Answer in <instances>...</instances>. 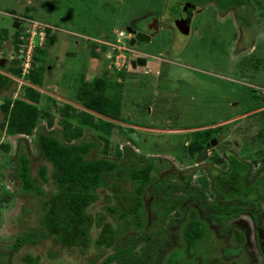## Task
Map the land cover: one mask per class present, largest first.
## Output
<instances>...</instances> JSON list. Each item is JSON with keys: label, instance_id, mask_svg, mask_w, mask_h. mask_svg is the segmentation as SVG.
<instances>
[{"label": "rangeland", "instance_id": "obj_1", "mask_svg": "<svg viewBox=\"0 0 264 264\" xmlns=\"http://www.w3.org/2000/svg\"><path fill=\"white\" fill-rule=\"evenodd\" d=\"M188 1L0 0V38L6 36L0 61L5 58L2 54L11 57L10 60L6 59L5 66L15 58L12 41L18 31L21 38L25 39L28 34L34 45L38 43L43 46L45 40L37 34L32 35L35 23L44 24L52 28L54 38L49 47L44 46L48 53L45 85L36 88L54 99L59 108L67 104L84 110L80 99L81 88L86 83L96 86L101 75L108 76L113 82L118 79L123 83L122 88L117 87L113 91L120 119L110 120L115 124L110 137L111 151L119 144L133 146L131 141L134 140L137 148H132L139 155L173 165L162 172L165 185L171 181L208 192L211 188L209 185L206 187L203 180L211 168L216 170L213 180L220 173H227L230 168L228 157L206 150L203 156L207 159L198 160L197 155L194 158L190 156L189 149L199 145L194 133L210 131L215 126L222 127L227 140L237 146L233 149V156L250 166L251 172L247 177L250 184L263 168L264 157V16L261 11L256 12L249 18L252 27H248L247 7L222 12L214 3L202 7L197 5L191 32L186 35L184 30L177 27L174 17ZM149 13L161 19L160 31L150 43L132 47L128 35L122 38L120 32L132 25L147 29L146 17ZM15 23H18V28H15ZM95 44L109 47L105 51L103 47L96 46L101 58L94 57ZM131 50L133 54L127 52ZM138 53L147 55L145 59L148 65L134 70L130 66V59L135 61ZM158 73L162 75L158 76ZM18 80L26 82L24 79ZM23 84L14 80L12 88L0 93V258L6 260L7 264H24L28 255H34V258L39 256L41 264H102L104 257H100V251L95 247L82 255L75 249L70 251L63 248L52 238L38 235L44 214L42 205L52 194L51 187L44 185L49 194L44 197L37 196L35 192L30 195L18 192L21 185L16 178V157L20 145L27 143L32 176L38 177L41 166L45 165L34 136H10L2 128L4 115L1 108L5 100L23 98ZM47 107L54 120L53 129L63 131L69 125L76 127V120L65 119L61 123L59 116L53 113L56 107L49 102ZM41 124L48 128V121L44 117ZM121 127L136 132L123 130L128 132L123 133ZM100 135L99 128L85 132V137H92L103 145ZM101 148L94 151L95 157H100ZM217 155L224 161L223 164H215L213 158ZM208 181H212V178H208ZM254 183L253 180L251 188L254 186V190H258L259 182ZM253 193L250 194L251 201L256 198V191ZM182 194V191H177L171 201L172 222L191 206L198 207L204 218L206 210L200 207V201L187 199L183 204ZM99 195L101 199L89 209L94 217L100 212L106 213L104 199L110 192L100 191ZM213 202L210 198L209 204ZM260 208L264 212V200H261ZM190 216L193 220L196 218L194 213ZM172 222L161 226L172 238L165 242V246L174 243L177 228ZM232 224L240 226L246 233V239L241 243L247 250L250 264H263L264 257L258 248L253 218L242 215L224 228L216 225L213 229L219 238L230 239L232 232H227L226 236L223 232L228 231ZM158 225L155 214L151 215L149 228ZM92 230L93 237H98L99 230ZM263 230L260 243L264 253ZM135 235L128 234L122 239L125 241ZM23 236L42 240L35 246H24L17 250V241ZM232 236L234 239V234ZM208 237L213 238V234L208 232ZM235 242L239 241L235 239ZM212 243L218 245L216 240H212ZM149 245L145 239L133 244L136 264H155L156 254L150 252ZM199 251L193 249V258L202 261L204 255ZM106 252L113 253V250ZM127 255L129 253L125 257ZM222 258L212 256L205 264H224L226 260L217 261ZM191 260H187L189 264H193Z\"/></svg>", "mask_w": 264, "mask_h": 264}, {"label": "trees", "instance_id": "obj_2", "mask_svg": "<svg viewBox=\"0 0 264 264\" xmlns=\"http://www.w3.org/2000/svg\"><path fill=\"white\" fill-rule=\"evenodd\" d=\"M188 2L201 7L214 3L222 12L237 11L247 7L248 27H252L250 19L256 12L261 11L264 16V0H189ZM51 30L45 29L46 39L43 46L36 43L29 74L23 75L21 52L23 46L28 43L29 35L27 34L23 39L20 31L14 35L12 41L16 51L15 58L7 66H0V93L12 88L14 78L28 82L23 86L22 99L5 100L1 108L4 115L2 128L10 136H34L37 149L45 162L39 170V176H32L27 143L20 145L16 157V178L21 185L19 187L21 190L18 189V192L27 195L35 192L37 196L44 197L49 195L44 185L53 189L48 200L42 205L44 214L38 235L52 238L63 248L70 251L75 249L82 255L86 254L89 248L95 247L100 251V257H104L102 264H136L133 258V244L140 239L148 240L150 252L156 254L155 264H189L187 260L191 258L193 264L197 262L205 264L216 255L221 258L227 257L215 259L219 262L226 260L224 264H232V262L250 264L247 250L241 243L246 239L244 230L232 224L228 231L223 232L225 236L227 232H232L230 239H226L219 238L213 227L220 225L224 228L226 224L238 220L240 216L249 215L253 218L256 227L264 229V212L260 208V202L264 200V157L263 168L252 178L250 184L247 182L251 172L250 166L232 157L229 171L220 173L215 180L213 174L216 170H209V175L203 180L205 186L209 185L211 188L208 192L170 183V180H167L170 182L165 185L161 176L163 170L169 169L170 165L167 161L163 163L160 159H152L136 153L132 148H137L136 141H131L133 146L119 144L111 151L110 137L115 124L110 120L120 119L113 97L115 88L123 86L118 79L113 82L108 76L101 75L96 86L84 84L80 93L84 110L67 104L59 108L54 99L36 88L45 85L48 72L46 48L52 42ZM5 37L2 35L0 38V53L3 52ZM96 46L103 47L105 51L109 49L106 45L95 44L94 57L98 58L101 56L96 51ZM48 102L56 107L53 113L59 116L61 123L65 119H74L77 123L76 127L69 125L63 131L53 129L54 120L51 118V111L47 109ZM43 117L48 121V128L41 124ZM97 128L101 131L99 138L104 142L103 145L92 137H85L86 130ZM120 129L123 133L136 132L127 127ZM214 132H222V129ZM212 134L213 131L194 133L199 145L190 147L189 153L192 158L197 153L205 152V145L211 140ZM100 147H102L101 155L95 157L93 153ZM213 161L217 165L224 163L219 156H215ZM208 178H212V181H208ZM253 180L255 185L259 182L258 190H254V186L251 188ZM104 190L110 192V195L104 199L107 206L106 213L100 212L94 217L89 209L101 199L99 193ZM177 191L183 193L181 198L183 204L187 199L200 201V207L206 210L204 218L199 213L198 207L191 206L172 222L171 201ZM255 191L256 198L251 201L250 194ZM210 198L215 202L209 204ZM192 213L196 216L194 220L190 216ZM154 214L159 225L149 228L150 217ZM171 222L176 225V236L174 243L166 247L165 242L172 238L162 230L161 226L169 225ZM95 228L99 230L98 237L92 235V229ZM208 232L213 234V238L208 237ZM132 233L136 235L128 237L125 241L122 239ZM235 239L239 242L236 243ZM40 240L42 239L38 237L23 236L18 239L16 248L19 250L24 246H35ZM212 240H216L218 245H214ZM193 249L202 251H199L204 255L202 261L197 257L193 258ZM108 250H113V253H107ZM231 251L237 253L230 254ZM128 253L129 255L125 257ZM262 254L264 257V253ZM0 264L7 262L0 258ZM24 264H41V258L28 255L24 259Z\"/></svg>", "mask_w": 264, "mask_h": 264}, {"label": "flooded vegetation", "instance_id": "obj_3", "mask_svg": "<svg viewBox=\"0 0 264 264\" xmlns=\"http://www.w3.org/2000/svg\"><path fill=\"white\" fill-rule=\"evenodd\" d=\"M107 1L114 2V1H122V0H107ZM196 7H197V5H194V4L190 3V2H185V4L180 8V10H179L178 14L176 15V17H174V21H175L177 27L178 28H181L182 30H184V32L188 31V33L186 35L190 34V32H191V28H192L191 25L193 23L194 16L196 15L195 14ZM146 19H147V24H148L146 26L147 29L143 30L140 27H137V26L132 25L131 27H124L125 28L124 29V32L125 33H128V30H132V31H134L136 33H144V34H147L148 36L152 37V39H153L154 36L159 33L154 28L155 27V23H156V21L158 22L157 25H158L159 31H160V21H161V19L155 17V14H153V13H151V14L149 13V15H148V17H146ZM132 38H133V36H132ZM141 45H143V44H141ZM141 45L136 44L135 45V48L136 47H141ZM130 53L133 54V50H131ZM135 53H136V51H135ZM138 55L139 56L137 58H135V61H133V59H130V66L134 70H137V69H139L141 67H146L148 65V63H146L145 66H140V65L137 64V66L134 67V64H136L140 60L142 61L143 59H145L147 57V55H145L143 53H138ZM2 56H6V55L5 54H2ZM160 75H162V73H158V76H160ZM220 128H222V127H216L215 126V128L213 127L212 129H209L210 131H213V134L211 135L212 138L209 141V143H207L205 145V147H206L205 149L208 150V151L213 152L214 154L217 153V154H220V155L223 154V155L227 156L228 157L227 159L229 160L228 165L231 168V165H232V157H234L233 156V149H235L237 146H234L233 144H231L227 140V138H226L227 136L223 134L224 132H219V133L218 132L217 133L214 132V130H217V129H220ZM200 132H205V131H200ZM196 155L199 158L198 160H202V159L206 160L207 159V157H204L203 156L204 153H197ZM202 163H200V164H202ZM168 164L170 165V168L169 169H171L173 167V165L170 164L169 162H168ZM211 169H213V168H211ZM257 229H259L258 230L259 231L258 233H257ZM261 230L262 229H260L259 227H256L255 228L256 237H257V240H258V248H259L260 252L263 253L262 247H261V243H260V238L262 236L261 235Z\"/></svg>", "mask_w": 264, "mask_h": 264}, {"label": "built area", "instance_id": "obj_4", "mask_svg": "<svg viewBox=\"0 0 264 264\" xmlns=\"http://www.w3.org/2000/svg\"><path fill=\"white\" fill-rule=\"evenodd\" d=\"M47 27L43 24H39V23H35L33 25V29H34V32H33V35H39L40 38L44 41L45 40V37H46V34H45V29ZM121 37H123V33L120 34ZM34 51H35V45H34V42L32 39H28V43L25 44L21 50V52L23 53V57H22V61H23V75H27L29 74L31 68H32V59H33V55H34ZM125 60V57L123 59V62ZM124 66V65H123ZM120 67V66H119ZM118 67V68H119ZM15 81L23 84V85H26V82L24 81H20L18 79H14Z\"/></svg>", "mask_w": 264, "mask_h": 264}, {"label": "water", "instance_id": "obj_5", "mask_svg": "<svg viewBox=\"0 0 264 264\" xmlns=\"http://www.w3.org/2000/svg\"><path fill=\"white\" fill-rule=\"evenodd\" d=\"M157 24H158V22L156 21L154 28H155V30L157 32H159V27H158ZM18 27H19L18 23H15V28H18ZM128 33L133 36V38L131 40V44H130L131 46H135L136 44L141 45V44H145V43H150V41L152 39V37H150V36H148L147 34H144V33H136V32H134L132 30H128ZM184 33L187 34L188 31H186ZM4 57H5L4 60L0 61V66L1 67H4L5 66L6 59H9V60L11 59V57L8 56V55H6ZM146 63H147V60L146 59H143L142 61L140 60L136 64H134V67H136L137 64L140 65V66H145Z\"/></svg>", "mask_w": 264, "mask_h": 264}, {"label": "clouds", "instance_id": "obj_6", "mask_svg": "<svg viewBox=\"0 0 264 264\" xmlns=\"http://www.w3.org/2000/svg\"><path fill=\"white\" fill-rule=\"evenodd\" d=\"M44 25V24H43ZM46 26V25H45ZM47 27V26H46ZM47 28H49V27H47ZM50 29H52V28H50ZM120 33H123V37L122 38H125L126 36H127V34H128V36L127 37H129V39H131L132 40V35L131 34H129V33H125L124 31H121ZM46 34V33H45ZM120 36V35H119ZM121 37V36H120ZM46 39V38H45ZM116 46V45H115ZM132 47H135V46H132ZM127 52H130V51H127ZM6 55V54H5ZM9 56V55H8ZM3 58H4V56H2ZM2 58V59H3ZM116 66V65H115ZM15 79V78H14ZM28 83H26V85H27Z\"/></svg>", "mask_w": 264, "mask_h": 264}]
</instances>
